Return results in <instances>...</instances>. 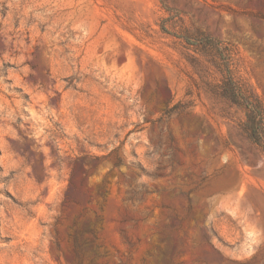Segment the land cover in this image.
<instances>
[{
    "label": "rangeland",
    "instance_id": "rangeland-1",
    "mask_svg": "<svg viewBox=\"0 0 264 264\" xmlns=\"http://www.w3.org/2000/svg\"><path fill=\"white\" fill-rule=\"evenodd\" d=\"M226 58L264 107V0H0V264H264Z\"/></svg>",
    "mask_w": 264,
    "mask_h": 264
},
{
    "label": "trees",
    "instance_id": "trees-1",
    "mask_svg": "<svg viewBox=\"0 0 264 264\" xmlns=\"http://www.w3.org/2000/svg\"><path fill=\"white\" fill-rule=\"evenodd\" d=\"M211 42L210 38H205ZM224 79L222 88L225 96L232 102L245 109V119L242 123L243 131L250 140L264 151V107L256 95H248L243 86L237 83L231 74L229 59H224Z\"/></svg>",
    "mask_w": 264,
    "mask_h": 264
}]
</instances>
